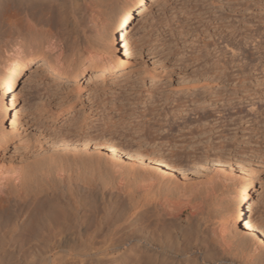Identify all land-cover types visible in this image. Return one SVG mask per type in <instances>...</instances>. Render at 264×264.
Wrapping results in <instances>:
<instances>
[{"label": "rangeland", "instance_id": "rangeland-1", "mask_svg": "<svg viewBox=\"0 0 264 264\" xmlns=\"http://www.w3.org/2000/svg\"><path fill=\"white\" fill-rule=\"evenodd\" d=\"M120 1L62 0L61 4L78 16L84 15L85 10L93 12L102 30L107 28ZM60 26L57 30L67 41L58 42L55 52L68 57L82 48L81 43L71 40L73 34ZM129 29L131 56L121 71L115 68L95 77L86 69L74 77L70 73L56 74L45 66L27 84L23 79L28 70L23 69L15 92L19 94L18 106L24 107V131L22 135L14 133L6 146H0V186L4 192L10 187L16 194L11 177L17 166L27 171L41 163L53 171L48 176L55 186L70 183L71 177L78 180L79 174H101L107 182L106 190L115 192L119 183L123 184L131 199L135 196V181L124 164H103L98 167L100 171L90 166L91 170L85 161L98 152L89 155L87 151L63 149L61 144L87 138L91 151L90 143L101 139L122 150L162 153L187 168V179L177 175L175 181H169L156 175V183L151 184L150 193L142 199L174 185L203 192L208 203L204 225L208 226L206 244L210 252L205 253L212 256L207 259L215 264L213 255L221 254L222 245L217 234L209 231L212 226L220 227L235 182L224 174L223 164L230 162L246 169L250 164L256 166L257 177L251 190L255 200L252 218L264 226V0H147ZM88 33L89 46L98 49L104 43L101 35ZM194 159L206 161L213 170L220 168L219 173L215 170L216 176L209 180L205 171L192 167ZM55 166L65 169L64 178L57 175ZM41 178L48 186L46 179ZM122 201L129 203L126 196ZM22 235L10 237L7 233L1 237L3 240L0 238V264H30L45 255L35 249L33 252ZM225 238L228 243L230 238ZM234 244L230 240L229 251L223 254L228 260L225 264H264L263 251L254 249V245ZM128 252L131 258L122 263L118 258V264H138V255ZM66 260L67 264H80L73 256ZM182 261L205 263L197 251L187 253Z\"/></svg>", "mask_w": 264, "mask_h": 264}, {"label": "bare ground", "instance_id": "bare-ground-1", "mask_svg": "<svg viewBox=\"0 0 264 264\" xmlns=\"http://www.w3.org/2000/svg\"><path fill=\"white\" fill-rule=\"evenodd\" d=\"M61 1L0 0V146H6L14 133L22 135L24 131L21 122L24 107L18 106L19 94L15 92L24 68L28 70L23 79L27 84L45 66L56 74L70 73L74 77L86 69L95 77L103 76L115 68L123 70L131 56L130 23L143 12L147 0L120 1L109 18V31L106 27L101 30L93 12L85 10L84 15L78 16L64 8ZM59 26L64 30L68 28V33L73 34L71 40L81 43L82 48L71 56L56 55L57 43L67 41L63 39L64 34L57 30ZM88 32L101 35L104 43L100 44L99 50L89 46L90 39L86 40ZM89 142L85 138L61 145L63 149L87 151L89 155L98 152L99 155L96 153L94 158L85 161L89 165L86 164L88 169L92 166L93 170L98 169L107 163L112 167H122L124 164L128 173L135 176L132 175L135 181V196H131L132 200L128 199L130 192L123 184L119 183L115 192L106 190L107 182L99 172L97 178L88 172L89 176L85 174L82 177L79 174L78 180L70 174V183L55 186L48 176L50 171L53 172L48 169L49 166L46 169L37 163L27 171L17 166L11 177L17 193H13L10 187L12 191L5 187L7 190L4 192V187L0 186V238L7 236V233L10 237L19 233L26 236V242L33 252L35 249L45 254L42 256L39 253L41 260L38 258L39 261L30 264H67L68 256L76 257L75 262L78 260L80 264H88V261L94 264H118V258H121V263L131 258L128 251L138 255L135 259L138 264L143 260L148 264H182V258L194 251L201 254L204 264H213L209 261L212 256L206 255L208 226L204 224L208 206L205 204L207 196L203 192L186 185H174L165 192L161 191V194H157L156 190L157 195L151 193L148 198L142 199L150 193L156 175L169 181H175L177 175L185 179L187 168L175 164L162 153L122 150L101 139L90 143L93 144L90 151ZM194 160L192 167L205 171L208 179L219 173L220 168L215 169L218 171L216 173L211 166H206V161ZM250 165L246 169L230 162L223 164L224 174L235 182L229 191L228 206L220 227L212 226L209 231L217 234L222 245V248L218 247L222 250L218 251L221 254L213 255L215 264L228 262L223 254L230 248V240L236 245H254V249L263 251L261 258L264 261V226L258 225L252 218L255 200L251 190L255 186L257 169ZM55 170L57 175L64 178V168L55 166ZM40 176L46 179L48 186L42 183ZM123 196L129 200L128 205L122 201ZM118 208L119 212L115 213ZM225 237L230 238L228 243ZM32 238L36 239L35 242H31Z\"/></svg>", "mask_w": 264, "mask_h": 264}]
</instances>
